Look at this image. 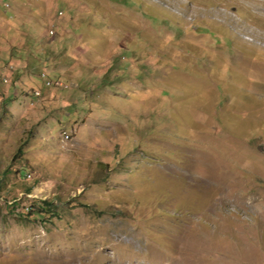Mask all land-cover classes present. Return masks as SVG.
Wrapping results in <instances>:
<instances>
[{"label": "rangeland", "instance_id": "rangeland-1", "mask_svg": "<svg viewBox=\"0 0 264 264\" xmlns=\"http://www.w3.org/2000/svg\"><path fill=\"white\" fill-rule=\"evenodd\" d=\"M9 1L0 264H264V0Z\"/></svg>", "mask_w": 264, "mask_h": 264}, {"label": "bare ground", "instance_id": "bare-ground-1", "mask_svg": "<svg viewBox=\"0 0 264 264\" xmlns=\"http://www.w3.org/2000/svg\"><path fill=\"white\" fill-rule=\"evenodd\" d=\"M46 85H49V84H46ZM64 137L68 138L69 136L65 134ZM187 228H184V227L179 228L178 234L176 235L175 238L172 239L175 242L176 246H177V250H175L176 251V256H177V258H176L177 262H178V264H193V263H198L199 264V262L202 263L200 259H199L200 261L198 262V257L188 247L189 246V241H188L189 240V231H188ZM133 237L137 238V236L132 233L131 239L127 242V246L128 247H126V248L122 247L121 248V250H122V254L121 255H120V253L118 251L112 253L111 257H112L113 261L114 260H118L117 264H135L136 263V259L138 257L136 255H134V253L133 254L130 253L129 250H128L129 247L131 249V247L133 245ZM141 242L144 243L142 240H141ZM175 244H174V247H176ZM181 244H182V246H181ZM172 246H173V244H172ZM185 246H187V248H185ZM139 250H144V249H139ZM186 253H187V255H186ZM151 261L152 262L154 261V257H153V259ZM215 264H222V262H218V263L216 262Z\"/></svg>", "mask_w": 264, "mask_h": 264}, {"label": "clouds", "instance_id": "clouds-1", "mask_svg": "<svg viewBox=\"0 0 264 264\" xmlns=\"http://www.w3.org/2000/svg\"><path fill=\"white\" fill-rule=\"evenodd\" d=\"M5 2H8V3H9V7H10L11 4H12L9 0H0V11H3V12H9V11H11V9H10L9 7H5V6L3 5V3H5ZM33 94H34L35 96H39V95H40L39 92H38V94H35V92H33Z\"/></svg>", "mask_w": 264, "mask_h": 264}, {"label": "trees", "instance_id": "trees-1", "mask_svg": "<svg viewBox=\"0 0 264 264\" xmlns=\"http://www.w3.org/2000/svg\"><path fill=\"white\" fill-rule=\"evenodd\" d=\"M45 205H49V202L48 201H44Z\"/></svg>", "mask_w": 264, "mask_h": 264}, {"label": "built area", "instance_id": "built-area-1", "mask_svg": "<svg viewBox=\"0 0 264 264\" xmlns=\"http://www.w3.org/2000/svg\"><path fill=\"white\" fill-rule=\"evenodd\" d=\"M35 94H38V92H35ZM66 135H68V134H66Z\"/></svg>", "mask_w": 264, "mask_h": 264}]
</instances>
